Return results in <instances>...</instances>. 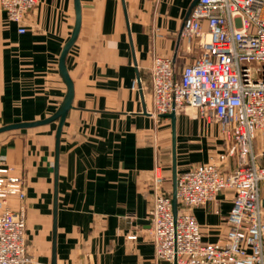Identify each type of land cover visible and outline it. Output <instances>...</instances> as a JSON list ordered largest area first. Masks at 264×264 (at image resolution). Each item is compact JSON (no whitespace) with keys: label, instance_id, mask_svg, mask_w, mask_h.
<instances>
[{"label":"crops","instance_id":"crops-1","mask_svg":"<svg viewBox=\"0 0 264 264\" xmlns=\"http://www.w3.org/2000/svg\"><path fill=\"white\" fill-rule=\"evenodd\" d=\"M78 1L80 29L65 60L73 100L58 154L52 118L69 91L61 58L77 0H39L24 34L0 7V129L43 122L0 132V156L26 181L31 264H155L152 172L159 157L172 191L173 144L171 119L149 112L150 70L154 56H169L179 75L197 55L182 36L193 1ZM224 146L218 125L192 108L177 113L178 173ZM231 208L224 191L192 210L205 241L224 237Z\"/></svg>","mask_w":264,"mask_h":264},{"label":"built area","instance_id":"built-area-1","mask_svg":"<svg viewBox=\"0 0 264 264\" xmlns=\"http://www.w3.org/2000/svg\"><path fill=\"white\" fill-rule=\"evenodd\" d=\"M38 4L0 0L20 34ZM182 36L186 52L197 55L179 75L172 58L153 57L149 112L192 108L220 127L225 146L208 162L178 173L176 218L166 188L170 178L157 157L150 210L155 264H264V0H199ZM224 191L232 193L227 231L207 242L192 210L217 202ZM31 262L26 181L0 156V264Z\"/></svg>","mask_w":264,"mask_h":264},{"label":"water","instance_id":"water-1","mask_svg":"<svg viewBox=\"0 0 264 264\" xmlns=\"http://www.w3.org/2000/svg\"><path fill=\"white\" fill-rule=\"evenodd\" d=\"M199 0H194L191 8L189 10L188 16L187 18L190 16L193 8L196 6V4L198 3ZM186 18V19H187ZM80 23H81V7L79 5V1L77 0V23H76V27L73 33L72 38L70 39V41L68 42V44L66 45V47L64 48V51L62 53V58H61V71L62 74L64 76V78L67 81L68 87H69V91H68V95L67 98L62 106V108L59 110V112L52 118V119H59V127L57 130V154L59 153V145H60V138H61V134H62V130H63V126L65 124V119L67 117V114L69 112V110L71 109L72 106V100H73V87H72V83L71 80L67 74V70L65 67V60H66V56L69 52L70 47L72 46V44L74 43L75 39L77 38V35L79 33V29H80ZM164 117H168L171 119V125H172V203H173V212H174V216L175 218L178 215V210H179V202H178V196H177V180H178V162H177V114L176 112H172L170 114L167 115H163ZM43 122H36V123H24V124H17V125H11V126H7L4 128L0 129V132L3 131H8V130H13V129H18V128H27V127H32L38 124H41ZM175 264H177V262L175 261Z\"/></svg>","mask_w":264,"mask_h":264},{"label":"rangeland","instance_id":"rangeland-1","mask_svg":"<svg viewBox=\"0 0 264 264\" xmlns=\"http://www.w3.org/2000/svg\"><path fill=\"white\" fill-rule=\"evenodd\" d=\"M171 180H172V177H171Z\"/></svg>","mask_w":264,"mask_h":264}]
</instances>
